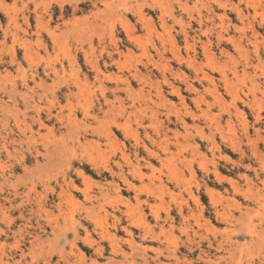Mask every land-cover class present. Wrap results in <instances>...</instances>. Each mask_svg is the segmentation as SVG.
<instances>
[{
	"label": "rangeland",
	"instance_id": "rangeland-1",
	"mask_svg": "<svg viewBox=\"0 0 264 264\" xmlns=\"http://www.w3.org/2000/svg\"><path fill=\"white\" fill-rule=\"evenodd\" d=\"M0 264H264V0H0Z\"/></svg>",
	"mask_w": 264,
	"mask_h": 264
},
{
	"label": "bare ground",
	"instance_id": "bare-ground-1",
	"mask_svg": "<svg viewBox=\"0 0 264 264\" xmlns=\"http://www.w3.org/2000/svg\"><path fill=\"white\" fill-rule=\"evenodd\" d=\"M136 73H137V72H136ZM139 75H140V74H139ZM137 76H138V75H137ZM225 77H226V76H225ZM209 79H210V78H209ZM230 82H231V81H230ZM225 83H227V82H225ZM228 83H229V82H228ZM228 87H230V86H228ZM176 90H178V89H176ZM176 90H175V91H176ZM179 92H180V91H179ZM177 93H178V92H177ZM169 104H170V102H169ZM236 108H237V107H236ZM180 121H181V120H180ZM183 122H184V121H183ZM184 123H185V122H184ZM185 124H186V123H185ZM183 126H184V125H183ZM186 126H187V125H186ZM174 132H175V131H174ZM180 133H181V132H180ZM176 134H177V133L175 132V135H176ZM178 134H179V132H178ZM175 135H174V136H175ZM176 136H177V135H176ZM172 142H173V141H172ZM176 142H177V141H176ZM174 143H175V142H174ZM179 143H180V142H179ZM179 143H178V144H179ZM167 145H168V144H167ZM167 145H166V146H167ZM173 145H175V144H173ZM178 146H179V145H178ZM164 147H165V146H164ZM167 149H168V148H167ZM164 151H165V148H164ZM171 152H172V151H171ZM154 153H155V151H154ZM154 153H153V154H154ZM165 153H166V152H165ZM155 154H156V153H155ZM154 156H155V155H154ZM160 157H161V156H160ZM158 158H159V157H158ZM146 162H147V161H146ZM181 212H182V211H181ZM181 215H183V214L181 213ZM182 217H183V216H182ZM166 219H167V218H166ZM166 219H165V220H166ZM162 223H163V222H162ZM173 225H174V224H173ZM170 226H172V225L170 224ZM125 230H126V229H125Z\"/></svg>",
	"mask_w": 264,
	"mask_h": 264
}]
</instances>
